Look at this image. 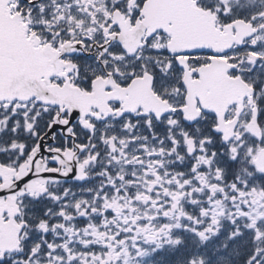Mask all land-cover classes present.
I'll list each match as a JSON object with an SVG mask.
<instances>
[{
	"label": "snow or ice",
	"instance_id": "1",
	"mask_svg": "<svg viewBox=\"0 0 264 264\" xmlns=\"http://www.w3.org/2000/svg\"><path fill=\"white\" fill-rule=\"evenodd\" d=\"M0 264H264V0H0Z\"/></svg>",
	"mask_w": 264,
	"mask_h": 264
}]
</instances>
